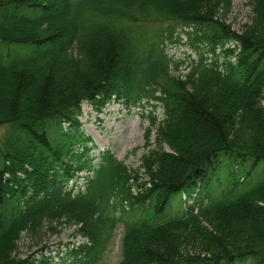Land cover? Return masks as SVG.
Wrapping results in <instances>:
<instances>
[{"label":"trees","instance_id":"obj_1","mask_svg":"<svg viewBox=\"0 0 264 264\" xmlns=\"http://www.w3.org/2000/svg\"><path fill=\"white\" fill-rule=\"evenodd\" d=\"M231 1L0 0V264L64 225L98 264L121 223L120 264H264V0L240 33ZM167 23L198 55L184 78ZM112 101L163 111L139 169L90 156L82 106Z\"/></svg>","mask_w":264,"mask_h":264},{"label":"rangeland","instance_id":"obj_2","mask_svg":"<svg viewBox=\"0 0 264 264\" xmlns=\"http://www.w3.org/2000/svg\"><path fill=\"white\" fill-rule=\"evenodd\" d=\"M219 15L226 19L232 30L239 33L251 29L254 25L250 0H232L227 9L219 11ZM157 27L151 26L150 29L153 31V28ZM161 27L163 29L171 28V31L167 33L169 38L165 39L166 54L178 65V69L173 65V74L184 78L190 72L193 62L198 60V55L189 45L181 27H174L169 23ZM153 116L161 119L162 109L152 105L129 108L124 103L117 101H112L104 107L96 109L91 104L84 103L80 122L83 133L90 140L87 146L90 148V156L94 158V163L98 164L102 154L109 152L128 167L139 169L143 156L149 152V145L155 146L156 132L151 124ZM5 130V127H0V137ZM257 175L264 176V166L252 174L250 182ZM86 176L87 174H82L83 180ZM83 180L79 181L80 185L85 182ZM82 190H84L83 186ZM179 205L180 198L177 196L170 203L168 209L177 211ZM74 231L75 227L64 225L56 229L45 230L39 235L24 233L19 242L16 256L21 261L35 264H73L68 253L81 243V238L75 236ZM123 235L124 224L121 223L116 228L108 251L98 264L121 263ZM254 261V259H249L245 264H253Z\"/></svg>","mask_w":264,"mask_h":264}]
</instances>
